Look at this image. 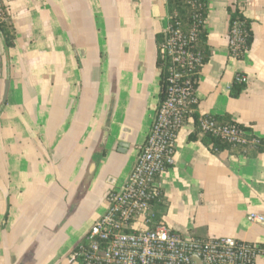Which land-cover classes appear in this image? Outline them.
<instances>
[{
	"label": "crops",
	"instance_id": "1",
	"mask_svg": "<svg viewBox=\"0 0 264 264\" xmlns=\"http://www.w3.org/2000/svg\"><path fill=\"white\" fill-rule=\"evenodd\" d=\"M15 28L0 37V264H75L72 250L105 212L135 163L159 101L157 34L165 0H2ZM250 20L242 58L229 54V9ZM210 58L195 95L198 116L230 115L264 140V0H208ZM237 74L245 89L230 88ZM179 129L174 163L158 177L156 218L172 231L256 244L264 264V152H214ZM106 135L104 137V134ZM104 138V143L102 139ZM92 162L95 168L79 194Z\"/></svg>",
	"mask_w": 264,
	"mask_h": 264
},
{
	"label": "built area",
	"instance_id": "2",
	"mask_svg": "<svg viewBox=\"0 0 264 264\" xmlns=\"http://www.w3.org/2000/svg\"><path fill=\"white\" fill-rule=\"evenodd\" d=\"M3 4L0 0V7ZM158 56L166 63L165 91L155 108L151 128L140 145L125 184L106 194L105 212L90 226L82 244L70 254L78 264H254L262 253L256 244L233 237L201 238L172 231L158 221L152 209L160 198L157 177L174 163L179 129L196 112L197 98L190 74L199 62L191 46L193 38L168 28ZM229 54L237 58L241 35L237 22L227 32ZM235 80L245 82L244 75ZM202 132H211L232 143H245V132L236 126H220L199 116ZM247 219L264 224V215Z\"/></svg>",
	"mask_w": 264,
	"mask_h": 264
},
{
	"label": "trees",
	"instance_id": "3",
	"mask_svg": "<svg viewBox=\"0 0 264 264\" xmlns=\"http://www.w3.org/2000/svg\"><path fill=\"white\" fill-rule=\"evenodd\" d=\"M167 13H168V28L176 30L185 36H191L192 49L199 54V62L195 64L191 74L190 80L194 88L197 87L198 78L203 66L208 62L210 58V50L207 45V32L204 28V21L208 14V0H165ZM237 22L240 28L241 43L239 54L237 58H242L244 52L250 47L253 35L251 31L250 20L247 19L241 11L237 8L229 9V27ZM167 33L157 34L156 42L158 46L163 42ZM0 37L6 50L14 46L15 40V28L12 23L10 14L4 4L0 7ZM168 62L166 61L165 64ZM163 61L157 56V65H165ZM160 79V93L159 99L163 98L165 91L164 72L165 69L161 70ZM245 82H239L234 79V82L230 88V96L236 98L245 89ZM195 131L190 135L191 139L199 138L200 141L210 147L214 152L227 151L231 155H243L245 157H256L258 154L264 152V140L255 138L251 133L250 129L246 126L234 122L230 115H212L206 116L207 119L213 121L216 125L220 126H236L245 132L247 141L245 143H232L219 136L214 135L211 132H202L199 128V116L196 112L191 115ZM161 195L154 204L160 202ZM160 221L159 219H157ZM83 241L80 242L82 244ZM79 244V245H80ZM76 246L71 253L78 249ZM70 253V254H71Z\"/></svg>",
	"mask_w": 264,
	"mask_h": 264
},
{
	"label": "water",
	"instance_id": "4",
	"mask_svg": "<svg viewBox=\"0 0 264 264\" xmlns=\"http://www.w3.org/2000/svg\"><path fill=\"white\" fill-rule=\"evenodd\" d=\"M7 92H8V84L6 83L5 85V88H4V93H3V96H2V100H1V104H0V113L5 105V102H6V97H7ZM106 135V132L104 134V137ZM102 143H104V138L102 139ZM94 168H95V162H92L88 168V171L85 175V178L82 182V185H81V188H80V191H79V194H82L85 190H86V187L92 177V174H93V171H94Z\"/></svg>",
	"mask_w": 264,
	"mask_h": 264
},
{
	"label": "rangeland",
	"instance_id": "5",
	"mask_svg": "<svg viewBox=\"0 0 264 264\" xmlns=\"http://www.w3.org/2000/svg\"><path fill=\"white\" fill-rule=\"evenodd\" d=\"M75 262V264H78V260L77 261H74Z\"/></svg>",
	"mask_w": 264,
	"mask_h": 264
}]
</instances>
